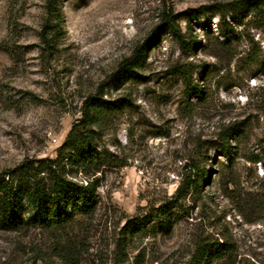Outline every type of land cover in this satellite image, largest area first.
Here are the masks:
<instances>
[{
  "label": "rangeland",
  "instance_id": "obj_1",
  "mask_svg": "<svg viewBox=\"0 0 264 264\" xmlns=\"http://www.w3.org/2000/svg\"><path fill=\"white\" fill-rule=\"evenodd\" d=\"M239 1L56 0L58 22L49 29L46 0H0V177L10 180L25 160L56 158L89 98L130 103L94 135L102 163L90 177L94 212L60 227L0 228V264H189L205 243L228 248L212 264H264V160L247 158L264 139V27L253 13L229 12ZM166 15L191 47L164 31L135 69L140 77L115 81ZM223 18L235 30L225 45ZM180 70L201 98L187 95ZM243 121L249 138L232 142L229 161L217 136ZM194 165L205 178L175 202ZM64 174L86 179L69 166ZM171 200L167 232L153 216L145 233L122 238L128 219Z\"/></svg>",
  "mask_w": 264,
  "mask_h": 264
},
{
  "label": "trees",
  "instance_id": "obj_2",
  "mask_svg": "<svg viewBox=\"0 0 264 264\" xmlns=\"http://www.w3.org/2000/svg\"><path fill=\"white\" fill-rule=\"evenodd\" d=\"M229 12L235 18L253 13L254 18L257 17L264 27V0H241L233 5ZM46 13L50 21L47 22L45 28L50 29L48 25L51 21L58 22L56 0H46ZM173 19H175L174 15H166L162 24L154 29V34L133 50L131 58L125 61L116 72L115 81L136 80L140 77L135 69L145 63L146 52L164 31H169L181 47H191L194 40L190 39L187 42L180 27ZM222 20L219 36L223 40L219 44H230L232 37L235 36V30L232 24L226 22L224 18ZM262 31L264 34V28ZM48 33L45 34L47 45L50 44ZM249 63L258 64V53H251ZM178 72L188 90L187 95L201 98L204 95L203 90L191 84V76L184 70ZM261 90L264 96V88ZM129 106L130 103L126 98H118L114 101L89 98L82 108L81 117L72 125L64 142L57 150L56 158L25 160L15 168L10 180H5V176L0 177V228L19 231L28 227H60L77 221L78 217L92 214L97 205L98 186L96 181L90 177L102 165L100 153L94 145L95 132L105 125L103 119L106 115H115ZM247 125L246 121L235 122L221 130L216 141L221 156L232 161L231 155L235 154L237 147L232 142L235 141L236 144L245 137L249 138ZM263 143L264 139L259 140L262 153H264ZM260 151L249 155L248 161L253 164L262 163L264 158ZM67 166L84 174L85 181L78 182L66 176L64 172ZM193 170H195V177L186 176L177 190L175 202L186 191H197L201 181L205 178L203 170L198 166L194 165ZM175 202L171 200L168 204L154 208V215H148L147 218L128 219L121 229L122 238L125 241L133 240L134 237L145 233L153 216L158 221V229L167 232L173 223V217L167 209L173 207ZM229 255L225 244L207 246L205 243L194 252L189 264H197L198 258H205L204 264H212L213 261L229 257Z\"/></svg>",
  "mask_w": 264,
  "mask_h": 264
}]
</instances>
